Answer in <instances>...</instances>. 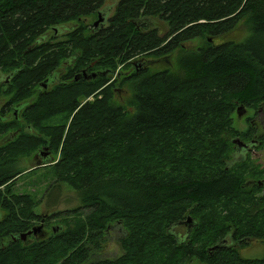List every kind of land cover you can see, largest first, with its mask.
Listing matches in <instances>:
<instances>
[{
  "label": "trees",
  "instance_id": "obj_1",
  "mask_svg": "<svg viewBox=\"0 0 264 264\" xmlns=\"http://www.w3.org/2000/svg\"><path fill=\"white\" fill-rule=\"evenodd\" d=\"M104 4L0 0V97L10 96L0 121V264H264L239 251L243 241L264 243V169L252 158L231 165L226 137L236 102L264 104V0H120L107 17ZM93 15L103 22L91 29L82 19ZM242 25L244 38L227 39ZM172 56L174 69L144 63ZM133 65L124 108L113 86L103 88ZM253 136L263 138L252 126ZM45 147L59 159L22 165ZM170 152L176 157L139 167ZM42 168H50L48 190L68 184L81 205L57 221L60 231L14 240L63 214L37 213L41 199L16 189ZM189 218L193 228L180 239L174 226ZM114 225L126 231L123 253L104 257Z\"/></svg>",
  "mask_w": 264,
  "mask_h": 264
},
{
  "label": "rangeland",
  "instance_id": "obj_2",
  "mask_svg": "<svg viewBox=\"0 0 264 264\" xmlns=\"http://www.w3.org/2000/svg\"><path fill=\"white\" fill-rule=\"evenodd\" d=\"M119 2L120 0H105V4L103 8L101 9V12L104 14V17L110 16L111 13H112L111 16H113L116 6ZM96 21H98V18L95 15L82 19L83 24L91 29L93 28ZM76 24L77 23L75 22L69 23L62 32L63 33L65 32L66 34L68 32L67 30H70ZM246 35H247V28L246 26L242 25L238 27L237 30L229 34L227 36V39H233L235 41H239L242 38H244ZM61 38L63 37L61 36ZM200 42L201 41L198 40L195 42L187 43L185 47L195 50L200 45ZM140 59L141 58H137L135 61H138ZM144 63H146V65L149 67V70L152 72L157 71V70H164L166 68L174 69L176 67L175 58L173 56L169 57L168 59L167 58L162 59V61L157 64H155L153 61H148L147 59H145ZM133 67L129 69V68H125L124 66H120L119 74L117 73L118 75L116 74L114 78L111 79L113 81L108 83L103 88L107 90L109 87L113 86L112 90L114 91L113 92L114 102L124 108L129 107V102L133 99V95H134L133 81L136 79L132 72L135 70V66L133 65ZM116 81H118V84H120L121 86H118V85L114 86ZM122 82H123V85H122ZM93 100L94 98L90 97L88 98L87 101H93ZM7 102H10L9 95L4 94L2 97H0V121H3L2 118L4 114H2L1 111L4 108V106H6ZM14 105L16 104H13L11 107V111L5 114L4 120L7 122L14 120V118L16 117L17 112L16 110H14L15 109L13 107ZM239 108H243L241 110L242 116L238 115L237 111ZM251 108H249L245 104H242L241 102H236V111L233 114V125H232L233 132H231L230 134L226 136L230 142L235 139H240L244 143H249L251 141L250 133H251L252 126H254V128L256 127L255 130H257L259 133H263L261 129L264 128V110H260L259 113L258 114L256 113L255 115L254 114L255 111L253 112V109ZM129 110L132 112L134 109L130 108ZM17 120L22 121V124H24L23 122L24 118L22 119L21 114L17 117ZM16 132H17L16 129L10 130L7 135H4L3 137H1V140L8 137L11 134H15ZM231 144L233 143L231 142ZM41 151L45 154L41 155L39 158L34 157L35 159L33 158L29 160H23L22 165L25 167H29V169H31L32 167H35V165H41L43 163L42 162L43 159L45 160L47 159L48 162L52 161V158H53V161L54 160L56 161L59 159L58 157L59 154L58 155L54 154L53 156L46 155L49 153L47 147L43 148ZM243 152L245 156L243 155ZM232 153L233 155L230 160L231 163L239 161V159H241L243 155L244 157L252 158L250 160V163L254 164L257 162V164L264 166V146H262L261 148H253L250 146L249 151L245 152V151H240V150L238 151L237 149L234 151V145H233L231 154ZM168 157L169 159H173L176 156L172 152L166 155L164 159H160V160H158L157 158H152L148 156V157L142 158L143 163L138 162V164H139V167H146V166L151 167V165L163 163ZM53 161L50 162V164H53ZM144 164L146 166H144ZM49 170L50 168L38 169L34 174L20 179L17 182V186H16L17 191L35 193L36 197L38 199H41V205L36 209L37 213L45 215V216L51 215L55 212L63 213L59 217L49 220V223L51 225L44 227V230L47 234H45L44 236H41L39 234L37 236L38 237L37 239H41V238L46 237L47 235L48 236L51 235V233H53L55 229L57 232L60 231V223H58L57 221L65 217L71 219L72 215L69 211L78 208L81 205V200H82L81 192L69 186L68 184H64V183L57 184L56 187L58 188L54 189V191L53 189L48 190L49 186L53 182V179L52 178L44 179L42 178V176L47 174ZM241 170L243 169L241 168L237 169L238 172H240ZM247 175L248 174L246 173L245 174V176L247 177L246 179H250V177ZM52 193L54 194L51 196ZM53 201H56V205L49 207L48 204L52 203ZM36 226H40V224H37ZM173 231L181 239L186 235L187 226L183 224L174 226ZM107 232L108 233L106 235V240L103 242L104 243L103 248L104 250L108 249V251L111 253L109 255L106 254L107 256H104V257H109V258L118 257L119 255L123 253L121 241L125 237L126 231L121 225H114L111 228H108ZM33 239L34 238H32L30 241H32ZM224 242L226 244H229V240L227 238L224 240ZM239 251L244 258L260 259L264 256V243L260 241H251V245L241 247ZM189 264H198V263L195 261Z\"/></svg>",
  "mask_w": 264,
  "mask_h": 264
},
{
  "label": "flooded vegetation",
  "instance_id": "obj_3",
  "mask_svg": "<svg viewBox=\"0 0 264 264\" xmlns=\"http://www.w3.org/2000/svg\"><path fill=\"white\" fill-rule=\"evenodd\" d=\"M262 107H264V104H263V106H258V107H252L251 109H253V112H254V114L256 115V113L258 114L259 113V111L260 110H264V108H262ZM238 112V111H237ZM239 115V114H238ZM253 128H254V126H253ZM255 129H256V127H255ZM262 131H263V133H259L258 131H257V133L259 134V135H263L262 137L263 138H259V139H257L256 138V136H253V139L249 142V143H244L243 141V143H244V145H246V146H244V147H239V146H237V145H235L234 143H233V141H232V143H233V145H234V151L237 149L238 151L240 150V151H245V152H248L249 151V149H250V146L251 147H253V148H261L262 146H264V128H262L261 129ZM241 141V140H240ZM234 153V152H233ZM243 155L245 156V154H244V152H243ZM242 155V158L241 159H239V161H241L242 159H244V158H247V157H244ZM40 156L38 155V156H36V158H39ZM250 159H251V157H250ZM239 161H236V162H239ZM236 162H234V163H236ZM234 163H231L230 162V164L232 165V164H234ZM257 163V162H256ZM262 166V165H261ZM262 169H264V166H262ZM251 184H254V182H252L251 180H249V182H248V184L247 185H251ZM260 184L262 185L263 184V182L261 181L260 182ZM42 225H43V222L41 223ZM41 224H40V226H41ZM183 225H186L185 223H183ZM187 226V232H189V231H191L192 230V228H193V225H192V223H189V224H187L186 225ZM37 227H39V226H36V227H34V228H37ZM33 228V229H34ZM31 231V230H30ZM41 235V236H44L45 234H47L46 232H45V230H44V225H43V228L38 232V234L37 235H34V237L36 238L38 235ZM33 237V236H32ZM32 237H30L29 239H31ZM28 239V240H29ZM227 239L229 240V243L230 244H235V246H239L238 245V243H235V241L233 240V238L232 237H227ZM225 240V239H224ZM237 244V245H236ZM241 246H240V248L241 247H245V246H247V245H251V240H249V241H243V243H241L240 244ZM246 259H249V258H246Z\"/></svg>",
  "mask_w": 264,
  "mask_h": 264
},
{
  "label": "water",
  "instance_id": "obj_4",
  "mask_svg": "<svg viewBox=\"0 0 264 264\" xmlns=\"http://www.w3.org/2000/svg\"><path fill=\"white\" fill-rule=\"evenodd\" d=\"M101 22H103V20H102L101 15H99V19H98V21L95 23V27L97 28ZM96 77H97L96 74H93V76H91V77H86V78H87V79H91V78H96ZM78 79H79V78L77 77L76 80H78ZM45 87H46V86H45ZM242 109H243V108H239V109H238V114H239V116H242V113H241V110H242ZM233 143H234L235 145L239 146L240 148L246 146V145H244V143H243L242 141H240V139H235V140H233ZM189 223H192V225H194V223H193V221H192L191 218H189ZM189 223H185V224L187 225V224H189ZM42 228H43V226L41 225V226H39V227H37V228L32 229L31 231H29V232H27V233H25V234H22V235H20V236H18V237H14V240H21V241H23V242H26L30 237H32V236H34V235H37L38 232H39ZM54 231L57 232L56 229H55Z\"/></svg>",
  "mask_w": 264,
  "mask_h": 264
},
{
  "label": "bare ground",
  "instance_id": "obj_5",
  "mask_svg": "<svg viewBox=\"0 0 264 264\" xmlns=\"http://www.w3.org/2000/svg\"><path fill=\"white\" fill-rule=\"evenodd\" d=\"M8 81V80H7Z\"/></svg>",
  "mask_w": 264,
  "mask_h": 264
}]
</instances>
